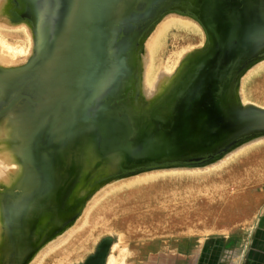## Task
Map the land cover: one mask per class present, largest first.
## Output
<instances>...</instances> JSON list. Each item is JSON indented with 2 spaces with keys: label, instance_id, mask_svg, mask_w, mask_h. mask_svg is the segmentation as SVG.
<instances>
[{
  "label": "water",
  "instance_id": "95a60500",
  "mask_svg": "<svg viewBox=\"0 0 264 264\" xmlns=\"http://www.w3.org/2000/svg\"><path fill=\"white\" fill-rule=\"evenodd\" d=\"M12 1L24 9L19 20L32 34L34 55L20 67L0 68V120L22 109L17 121L29 143L23 161L46 178L61 154L69 181L75 180L83 141L97 149L94 170L113 163L122 174L206 168L264 138V108L240 97L243 77L264 55V0H194L183 9L180 16L202 27L205 43L186 54L150 100H143L138 83L122 98L130 48L166 10L178 15L173 2L179 0ZM84 198L56 207L53 226L36 246L23 230L31 221L20 223L12 264L28 263L36 248L73 222ZM112 242L104 238L82 264H106Z\"/></svg>",
  "mask_w": 264,
  "mask_h": 264
},
{
  "label": "rangeland",
  "instance_id": "374dc122",
  "mask_svg": "<svg viewBox=\"0 0 264 264\" xmlns=\"http://www.w3.org/2000/svg\"><path fill=\"white\" fill-rule=\"evenodd\" d=\"M14 11L15 1L0 0V56L3 57L0 68L4 69L22 66L30 57L29 54H32V34L26 25L23 27L20 18L15 16L17 11ZM172 18L188 23L192 32L187 34L176 26L167 30L157 76L161 72L170 74L175 71L184 54L205 43V33L196 21L181 16ZM8 63L10 65H7ZM262 67L264 68V64L252 68L246 77H243L240 95L243 102L264 108ZM260 83H263L262 86ZM243 94L247 96L245 100ZM4 119L5 116L0 123ZM263 142L250 145V150L247 146L230 153L228 158L225 156L215 163L216 165L206 168L209 171L204 168L194 171L175 169L168 170L170 173L165 172L162 176L157 175L160 176L158 180H162L161 184L143 199L120 196L123 188L111 191L113 194H105L100 200L105 199L96 201L93 207H90V213L86 215L88 218H85V225L81 228L85 230H81V233L71 240L74 242L54 250L50 258H47L49 261L45 259L42 264H82L95 253L104 238L113 239L106 264L111 257L114 261L117 260V263H114L110 259L114 264H193L196 253L208 251L210 241L244 237L249 234L264 207ZM225 159L230 160V163H226ZM53 254L55 255L52 256Z\"/></svg>",
  "mask_w": 264,
  "mask_h": 264
},
{
  "label": "bare ground",
  "instance_id": "6f19581e",
  "mask_svg": "<svg viewBox=\"0 0 264 264\" xmlns=\"http://www.w3.org/2000/svg\"><path fill=\"white\" fill-rule=\"evenodd\" d=\"M193 2H194V0H185L184 2H183V0H179L177 2H173V4H174L173 9H177L176 11L175 10L174 11L176 13H178V15L180 16L183 12V9L184 10H186V9L190 10L191 9ZM23 4H24V1H23ZM28 4H29V6L32 5V3L30 1H28ZM10 5H11V3H10ZM23 10L24 9L22 8V6L21 7L19 6V2L15 1L14 13L17 11L16 15H15L17 17V19L22 18ZM171 10L172 9H170L168 11L166 10L165 11L166 17L164 16L165 17V18L163 17L164 19L160 18L161 20H159V22L154 27H152L144 35H142V37L140 38L138 43H136L133 47L130 48L131 49L130 57L128 59L130 62L129 64H130V68H131L130 80L127 81L126 85L123 86L122 98H124V97L127 98L129 96V93L132 92V89L138 83L139 84L138 86L140 88V92L142 93L143 100H150L154 96H157L161 93L163 87L165 86L166 75H171L174 72L173 71L170 73L168 70H166L170 74H166V73H162V72L160 74H158V76L156 74V73H158L157 71L161 67L160 65H161L162 60L160 57H161V51H162V47H163L162 44H163V41L165 40L167 30L172 26H176V27L182 29L183 32L188 34V33L192 32V27L184 21H181L177 18L176 19L172 18L173 16H178V15L177 14L175 15L173 13L170 14ZM166 14H169V15H166ZM171 15H173V16L171 17ZM19 21L22 22L21 20H19ZM188 22H190V21H188ZM22 25L24 27V24H22ZM16 26H18V25H16ZM201 38L203 39L202 36H201ZM33 48H34V45H33ZM33 48H32V52L34 51ZM136 53H138L139 55ZM186 54H184L183 56L181 55L182 57L180 56L181 58H180V61H178L179 62L178 66L186 58V56H187ZM25 55H27V54H25ZM29 55H30V57H32L34 54L33 55L29 54ZM137 55H138V57H137ZM30 57H28V58H30ZM17 59H19V58H17ZM1 61H3L2 56H0V66L2 64ZM256 61H258V63H256V65H254L252 67L253 69L264 64V55ZM7 65H10V64L8 63ZM168 68H169V66H168ZM262 68H260V70ZM164 69H166V68H164ZM173 69H174V67H173ZM174 70H176V69H174ZM261 71H264V68ZM252 73H253V71H252ZM247 77H249V75H247ZM252 81H253V79H252ZM243 82H244V80H243ZM246 84H247V82H246ZM260 84L262 86L263 83H260ZM250 90H251V88H250ZM243 93H244V91H243ZM243 96H244V94H243ZM240 97H241V95H240ZM245 97H247V96H244V100L246 99ZM252 99L253 98H251V100ZM241 100H242V98H241ZM242 104H247V103L242 101ZM20 110L22 111V109H19L18 107L10 110L11 112L9 111L5 115V119L0 123V264H12V261L14 258V255H12V254L15 252V249L11 245L13 242L12 240H15V239L17 240V238H20L21 237L20 235H22L20 230H19V224L20 223L31 221L32 228L30 229L29 227L26 226V228H23V230H24V233H28L30 235L31 239L29 241V246H30V244L36 246V240H41L40 236L47 233L50 226H53L54 221L52 219L53 218L52 212L54 210H56L55 209L56 207L63 205L62 208L63 207L67 208L72 204L73 200H76L78 198V196L83 195V197H86L83 199V201H85L84 205L78 211V215H77L76 219L73 222H71L70 224H68L67 226H65L64 229L61 230L58 234H55L56 236L53 235L52 239L44 247H42L41 249L36 248V250L37 249L38 250L37 251L35 250L36 252H34V254L32 253L33 254L32 257L30 258L28 263H26V264H42L45 261V259L50 258L51 254L58 247H61L64 244L66 247L67 243L74 242L71 240L74 237H76L77 235H79L81 233V230H83L81 228L83 225H85L84 224L86 222L85 218L86 219L88 218V217H86V215L90 213L89 212L90 207L93 204H95L96 201L100 200V198L102 196L104 197V195L107 193L110 195L109 192H111V191L113 192L115 189L120 190V188H123L122 189L123 192L120 194V196L125 197L126 195H128V196H133V198L143 199L148 195V193H151L152 190L153 191L157 190L156 188H158V185L161 184L162 180H158V178L160 176H157V175L162 176L163 173H165V172L168 173L169 172L168 170H175V169H159L156 171H152L150 173L149 172H142V170H135V171H128L126 173L118 174V173H115L120 168V166L118 164L117 165L113 164V163L105 164L103 162L100 163L101 165H99L97 170H94L96 160L98 161V159H99L97 149L94 146V150L97 152L96 153L93 150V145L89 146L87 144V142L83 141V143H82L83 147H81V146L79 147L81 154H82L81 157L79 156L80 161H81L80 174L75 178V180L69 181V176H68L69 175V173H68L69 167H68V164L66 163L65 157L62 158L61 154H59V156H58L59 160H57V159H56V161L54 160L55 162L53 161L54 163L50 167V171L47 172V174L50 175L52 178V179L51 178L48 179L45 177V176H47L46 174L38 173L35 170V168H33L32 166L30 167L29 165H27L23 161V158H22V155L24 153L23 150L25 148L27 149L29 147V143H25L24 133H23L24 131H22L20 129V126H19L20 124L17 121V120H19V118L23 114ZM21 127H23V126H21ZM29 130H30V128H26V131H29ZM262 141H264V138L258 139V140L256 139L249 144L241 146L240 148L245 149V147L248 146V149H249L250 145L253 146V144H258L259 142H262ZM240 148H238L236 150H239ZM241 150L243 153L245 152V151H243V149H241ZM238 152H236V153H238ZM241 153H239V154H241ZM235 156H236V154H235ZM225 160L227 161V159H225ZM228 162L230 163V160L227 161L226 163H228ZM222 163H224V161ZM210 166H207L206 168H208ZM206 168H204V169H206ZM178 169H182V170L185 169V170H193L194 171L196 168L195 169L178 168ZM198 169H201V168H198ZM206 170H208V169H206ZM243 170H245V169H243ZM174 172H176V171H174ZM163 181H166V180H163ZM112 192H111V194H113ZM7 195H10V196H7ZM37 195L44 196V198H41L40 196L36 197ZM117 197H118V195H117ZM110 198H112V197H110ZM102 199H105V198H102ZM114 199H116V198H114ZM101 200L99 202H101ZM105 201H108V200H105ZM118 205H119V203H118ZM38 209H41V210L45 209V212H43L41 215L40 214L38 215V213H37ZM104 209H106V208H104ZM92 210H93V208L91 209V211ZM110 211H111V209H110ZM114 216H115V214H114ZM97 221H99V220L97 219ZM11 224H12V226H11ZM87 224H90V223H87ZM112 226H113V224H112ZM84 230H85V228H84ZM89 240H91V239H89ZM88 244H90V243H88ZM9 246H11V247H9ZM60 252H61V250H60ZM54 255L55 254H53L52 256H54ZM117 256H119V255H117ZM20 258H23V256H21ZM117 258H119V257H117ZM110 259L113 260L112 257ZM110 259H109L108 264H114L117 261V260L116 261L113 260V262H114L113 263Z\"/></svg>",
  "mask_w": 264,
  "mask_h": 264
},
{
  "label": "crops",
  "instance_id": "0c3cea01",
  "mask_svg": "<svg viewBox=\"0 0 264 264\" xmlns=\"http://www.w3.org/2000/svg\"><path fill=\"white\" fill-rule=\"evenodd\" d=\"M207 250L196 253L193 264H264V207L249 234L212 240Z\"/></svg>",
  "mask_w": 264,
  "mask_h": 264
}]
</instances>
